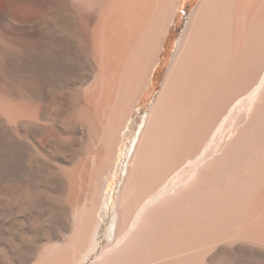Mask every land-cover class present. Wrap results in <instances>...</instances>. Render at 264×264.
Wrapping results in <instances>:
<instances>
[{
    "label": "bare ground",
    "instance_id": "obj_1",
    "mask_svg": "<svg viewBox=\"0 0 264 264\" xmlns=\"http://www.w3.org/2000/svg\"><path fill=\"white\" fill-rule=\"evenodd\" d=\"M183 1L0 0V264H264V0L191 12L105 201Z\"/></svg>",
    "mask_w": 264,
    "mask_h": 264
},
{
    "label": "rangeland",
    "instance_id": "obj_2",
    "mask_svg": "<svg viewBox=\"0 0 264 264\" xmlns=\"http://www.w3.org/2000/svg\"><path fill=\"white\" fill-rule=\"evenodd\" d=\"M200 1L201 0H184L181 3L179 9L177 10L175 20L172 24L171 31L169 33L168 40L165 43V49L163 50V53L161 54V62L158 66L157 71L153 75L152 84H151L150 88L145 92L142 100L140 101L139 108L138 109L135 108L134 113L130 117L131 121L129 123L128 129L131 128V130H129V131L127 130V135L123 139L122 144L120 145V147L118 149L119 151H118L117 159L115 161V165L111 169V171L109 172V175L106 179V182L104 183L103 193L105 195V201L106 202L107 201L109 202V198H113V200L115 198V192L117 191V187L119 185V176L118 175L120 173V166H122V155H123L124 151L126 150V148L129 146L132 138H134L135 134L139 130L140 123L142 122V117L146 114V112L149 110L150 106L152 105V103H153V101H154V99L158 93V90L160 88L163 77H164V75H165V73H166V71L169 68V65L171 63L177 40L181 36V34L183 33V31L185 29L189 15L196 8V6L199 4ZM45 151L51 152L53 156L55 155V150H53V147H51V146H49L47 149H45ZM23 177H25L26 178L25 180H27V181H29V179H31L28 175H25ZM35 191H38V189L36 188ZM113 200H111V202ZM105 210L106 209H103V211H105ZM16 212L17 211H15L14 215L12 214L13 216H11L14 218V220L12 221V224H13L12 227H8L7 225L0 226V230H2L1 231V238L2 239H4L5 237H6L5 239H8L9 238L8 236H10V234H13L17 238V241H16V243H18L17 245H19L20 242L22 241L21 235H23V232H24L25 219H24V216L22 217V215H20L21 214L20 210L17 213ZM17 221H18V223H17ZM20 223L21 224L23 223V225H21ZM106 226H107V222H104L103 226L101 228V234L102 233L104 234ZM22 229H23V232H22ZM18 231L21 232L20 233L21 235L19 234ZM5 235H7V236H5ZM17 235L18 236L20 235V238ZM3 236H5V237L3 238ZM101 237L102 238L100 239V241H101L100 243L103 246V244L105 242V237L104 236H101ZM22 238H23V236H22ZM66 238L67 237L65 236V234L61 233L58 236V242H63V241H65ZM2 239H0V249L2 248V246L3 247L5 246L3 244L4 241Z\"/></svg>",
    "mask_w": 264,
    "mask_h": 264
}]
</instances>
